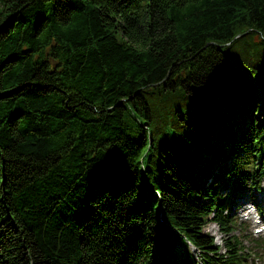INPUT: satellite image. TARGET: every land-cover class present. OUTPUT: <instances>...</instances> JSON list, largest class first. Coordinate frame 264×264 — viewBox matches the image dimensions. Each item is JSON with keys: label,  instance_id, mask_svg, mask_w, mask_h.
Returning <instances> with one entry per match:
<instances>
[{"label": "trees", "instance_id": "trees-1", "mask_svg": "<svg viewBox=\"0 0 264 264\" xmlns=\"http://www.w3.org/2000/svg\"><path fill=\"white\" fill-rule=\"evenodd\" d=\"M263 181L264 0H3L0 264H253Z\"/></svg>", "mask_w": 264, "mask_h": 264}, {"label": "rangeland", "instance_id": "rangeland-1", "mask_svg": "<svg viewBox=\"0 0 264 264\" xmlns=\"http://www.w3.org/2000/svg\"><path fill=\"white\" fill-rule=\"evenodd\" d=\"M2 7H3V0H0V9H2ZM262 185H263V189L259 193H257V198H258L257 204H258V207L261 208L262 213H264V181L262 182ZM248 199L249 197L245 196L242 200L243 202H245V201H248ZM236 215L238 217L237 219L238 226H237L236 232L237 234L239 233V235L246 233L247 238L243 239V245L245 247V250L254 251L253 253H251L252 255L249 258V261H253V264H264V250H263L264 232H260V233L254 232V229L260 226L259 224H255L254 222L255 213L247 214L245 209L242 211L241 209H238L236 210ZM257 217L261 218L258 212H257ZM263 217H264V214H263ZM263 221H264V218H263ZM204 231L213 234L216 238V242L220 241L221 232L218 230L215 224L211 222L208 223L205 226ZM251 237H253L255 240L262 238L261 244L258 247H255L254 242L250 240ZM177 249L180 252L182 251L181 246H177Z\"/></svg>", "mask_w": 264, "mask_h": 264}, {"label": "clouds", "instance_id": "clouds-1", "mask_svg": "<svg viewBox=\"0 0 264 264\" xmlns=\"http://www.w3.org/2000/svg\"><path fill=\"white\" fill-rule=\"evenodd\" d=\"M256 231H259V229H257Z\"/></svg>", "mask_w": 264, "mask_h": 264}]
</instances>
